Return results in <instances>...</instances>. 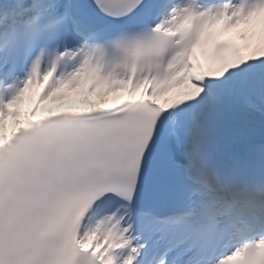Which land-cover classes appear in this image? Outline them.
<instances>
[{
	"label": "snow or ice",
	"instance_id": "6c2138e0",
	"mask_svg": "<svg viewBox=\"0 0 264 264\" xmlns=\"http://www.w3.org/2000/svg\"><path fill=\"white\" fill-rule=\"evenodd\" d=\"M0 264H264V0H0Z\"/></svg>",
	"mask_w": 264,
	"mask_h": 264
},
{
	"label": "rangeland",
	"instance_id": "374dc122",
	"mask_svg": "<svg viewBox=\"0 0 264 264\" xmlns=\"http://www.w3.org/2000/svg\"><path fill=\"white\" fill-rule=\"evenodd\" d=\"M234 32L236 31V35L239 33V29L235 28L233 29ZM112 96L108 94V97ZM90 99L94 102H98V98L96 96H92L90 97ZM25 105H23V108H25ZM92 105L91 103H88L83 97L78 96L76 94H71L70 97L65 98L63 101H56V102H52L49 105H45L44 109H47L48 107H52V108H60V107H65V106H69V107H73V106H90Z\"/></svg>",
	"mask_w": 264,
	"mask_h": 264
},
{
	"label": "bare ground",
	"instance_id": "6f19581e",
	"mask_svg": "<svg viewBox=\"0 0 264 264\" xmlns=\"http://www.w3.org/2000/svg\"><path fill=\"white\" fill-rule=\"evenodd\" d=\"M239 28H243V26H241V27H239ZM108 99H109V101H110V100L112 99V97L109 96ZM73 107L88 108V107H90V106H86V107H84V106H73ZM9 122H12L11 118H9Z\"/></svg>",
	"mask_w": 264,
	"mask_h": 264
}]
</instances>
